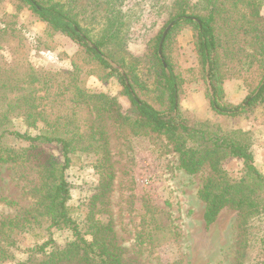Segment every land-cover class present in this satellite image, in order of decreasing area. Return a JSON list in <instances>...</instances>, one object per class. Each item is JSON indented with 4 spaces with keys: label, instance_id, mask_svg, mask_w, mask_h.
<instances>
[{
    "label": "trees",
    "instance_id": "trees-1",
    "mask_svg": "<svg viewBox=\"0 0 264 264\" xmlns=\"http://www.w3.org/2000/svg\"><path fill=\"white\" fill-rule=\"evenodd\" d=\"M63 2H69L79 16L56 0H0V11L5 3L16 12L28 10L51 34L69 37L80 46L74 56V69L64 78L24 64L9 69L0 67V100L7 103V110L0 114V165L12 162L15 167L24 168V163H33L37 171V181L27 179L24 187L31 206L21 217L0 222V264H31L36 254L45 256L40 264H135L125 259L111 223L95 218L102 214L96 212L97 202L106 206L114 180L108 120L126 127L136 137L166 138L179 154L180 167L188 174L195 175L209 165L212 176L199 191L206 204L205 224H214L224 208L238 211L242 215L244 251L250 237L248 226L255 220L264 226V175L256 168L249 132L192 123L189 114L181 111L179 97L186 81L178 69L176 44L183 30L192 31L198 73L206 83L210 80L211 91L208 85L207 91L212 108L219 115L245 114L264 104V0H97L99 7L106 10L104 38L100 42H94L81 24V20H95L94 1ZM165 16L170 18L167 26L172 22L174 26L162 45V57L159 49L164 29L149 54L156 76L152 90L139 79L141 57L130 54L128 46L151 32ZM119 52L121 58L115 59ZM106 57L113 58L125 74L113 68ZM89 76H96L103 83L115 78L123 87L122 92L113 97L91 93L84 86ZM232 80L239 81L247 92L240 105L227 100L225 85ZM34 84L46 91L45 98L72 111L71 117L67 114L56 120L57 124L65 122L64 132L51 122L36 136L4 127L14 115H24L32 127L40 120L49 121L35 104L30 90ZM79 112L86 128L81 135L73 118ZM6 136L27 143L28 147L19 152L5 147L2 141ZM44 145L56 148L63 163L46 152ZM83 147L99 150L96 168L100 183L90 212L81 224L74 218L76 209L70 205L74 187L66 179L65 171L72 162L71 154ZM228 159L243 162L240 178L231 177L223 169L222 163ZM42 221L49 223V230L70 232L72 241L63 248L49 249L54 242L50 239L33 249L26 260L16 262L12 234L16 230H30ZM259 242L262 257L257 264H264V236Z\"/></svg>",
    "mask_w": 264,
    "mask_h": 264
},
{
    "label": "rangeland",
    "instance_id": "rangeland-1",
    "mask_svg": "<svg viewBox=\"0 0 264 264\" xmlns=\"http://www.w3.org/2000/svg\"><path fill=\"white\" fill-rule=\"evenodd\" d=\"M56 1L64 4L66 10L78 13L71 10L73 7L69 2ZM92 1L93 11L95 16L97 12V16L95 20H81V24L94 42H100L104 38L106 10L104 6L99 7L97 0ZM82 2L86 3L88 0ZM1 7L2 69L24 64L43 72L61 74L63 78L73 71L74 56L80 51L76 41L61 34H51L45 24L28 10L16 12L9 3L2 4ZM169 19L168 16L163 17L151 32L128 46L130 54L142 59L138 66L139 79L152 90L155 89L156 76L152 72L149 54L155 49V41L161 31L164 29L165 32L173 23L167 26ZM177 39L178 69L186 81L179 97L181 111L189 114L192 123L197 121L218 125L225 131L249 132L256 168L264 175V104L238 116L219 115L212 108L208 96V87L211 91L210 80L206 83L198 73V62L192 47V31L183 30ZM120 55L119 52L115 59L121 58ZM106 58L113 68L125 74L113 58ZM84 86L91 93L111 97L119 95L123 88L115 78L103 83L96 76L86 78ZM30 90L35 104L39 105L38 111L49 121L40 120L36 127H32L26 122L24 115H14L4 126L8 130L36 136L40 134V129L47 128L49 122L56 125L58 117L67 114L72 116L71 110L61 109L53 99L45 98L46 91L39 84H34ZM225 93L228 102L233 105L242 104L247 94L242 84L236 80L226 83ZM6 110L7 103L0 100V114ZM83 113L86 114L84 111ZM81 116L83 114L79 112L73 117L79 128V135L86 132ZM64 126L63 120L57 124L58 130L63 132ZM106 127L114 180L106 206L102 207L97 202L96 212L100 211L102 214H96L95 218L111 223L127 261L135 264L258 263L262 257L259 238L264 236V226L257 224L256 220L248 226L250 237L244 251L241 246L242 215L238 211L224 208L214 224L209 227L205 224L206 204L200 199L199 191L212 176L209 165L195 175L188 174L180 167L179 154L166 138L136 137L130 134L129 129L118 126L111 120L107 121ZM2 142L5 147L18 152L28 147L27 143L10 136L4 137ZM42 148L57 156L58 161L63 163V157L56 148L47 145ZM98 155L99 150L83 147L71 154L72 162L65 171L66 179L74 187L70 205L76 209L74 218L81 224L90 212L92 198L100 183V172L96 168ZM24 164V168L15 167L12 162L0 165V222L10 217H21L32 204L24 187L27 179L37 181V171L32 167L33 163ZM222 167L237 179L242 175L243 162L240 159H228L222 163ZM48 227L49 223L42 221L30 230H16L12 234L16 262L26 260L33 249L50 239L54 242L49 249L54 246L63 248L72 241L70 232L49 230ZM44 257L36 254L31 264H40ZM14 263L11 261L4 264Z\"/></svg>",
    "mask_w": 264,
    "mask_h": 264
},
{
    "label": "water",
    "instance_id": "water-1",
    "mask_svg": "<svg viewBox=\"0 0 264 264\" xmlns=\"http://www.w3.org/2000/svg\"><path fill=\"white\" fill-rule=\"evenodd\" d=\"M174 24H170L167 29L165 30L163 36H162V39H161V43H160V49H159V56L162 57V45L168 35V33L170 32V30L173 28Z\"/></svg>",
    "mask_w": 264,
    "mask_h": 264
}]
</instances>
